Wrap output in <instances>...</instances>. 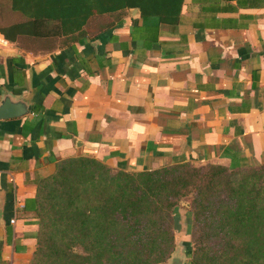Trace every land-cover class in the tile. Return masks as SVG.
<instances>
[{
    "label": "crops",
    "instance_id": "obj_1",
    "mask_svg": "<svg viewBox=\"0 0 264 264\" xmlns=\"http://www.w3.org/2000/svg\"><path fill=\"white\" fill-rule=\"evenodd\" d=\"M152 9L167 20L132 7L114 22L93 17L73 42L21 36L0 46V100L28 103L25 115L0 120V264L30 263L37 186L62 159L128 172L264 163V0H159ZM189 216L179 210L174 224L184 264Z\"/></svg>",
    "mask_w": 264,
    "mask_h": 264
},
{
    "label": "trees",
    "instance_id": "obj_2",
    "mask_svg": "<svg viewBox=\"0 0 264 264\" xmlns=\"http://www.w3.org/2000/svg\"><path fill=\"white\" fill-rule=\"evenodd\" d=\"M3 1L22 16L0 26L9 41L68 36L73 42L93 17L114 22L132 7L144 19L164 21L168 13L152 9L159 0ZM189 194L190 264H264V163L182 162L128 172L84 156L58 161L39 181V231L29 264L165 263L175 250L176 209Z\"/></svg>",
    "mask_w": 264,
    "mask_h": 264
},
{
    "label": "water",
    "instance_id": "obj_3",
    "mask_svg": "<svg viewBox=\"0 0 264 264\" xmlns=\"http://www.w3.org/2000/svg\"><path fill=\"white\" fill-rule=\"evenodd\" d=\"M28 112V103L26 101H16L14 97L7 95L0 100V120L7 118H16L25 115ZM185 255L175 250L168 264H184Z\"/></svg>",
    "mask_w": 264,
    "mask_h": 264
},
{
    "label": "rangeland",
    "instance_id": "obj_4",
    "mask_svg": "<svg viewBox=\"0 0 264 264\" xmlns=\"http://www.w3.org/2000/svg\"><path fill=\"white\" fill-rule=\"evenodd\" d=\"M22 19V16L20 14L14 13L10 10L9 5L6 1L0 0V26H6L8 25L10 22H14V21H19ZM30 46L34 47H42V46H46L44 45V43H34V44H29ZM193 198L192 194L187 195L186 197L182 198L177 209L175 212V220H176V226L177 228H179V221H180V217H179V210H181V213H185L186 210L188 212H190V216H189V220L190 222H192V215H191V200ZM185 219V217H184ZM187 221V219H186ZM185 222V220L183 221Z\"/></svg>",
    "mask_w": 264,
    "mask_h": 264
},
{
    "label": "built area",
    "instance_id": "obj_5",
    "mask_svg": "<svg viewBox=\"0 0 264 264\" xmlns=\"http://www.w3.org/2000/svg\"><path fill=\"white\" fill-rule=\"evenodd\" d=\"M9 41L0 33V46H7ZM13 222V220H11Z\"/></svg>",
    "mask_w": 264,
    "mask_h": 264
}]
</instances>
